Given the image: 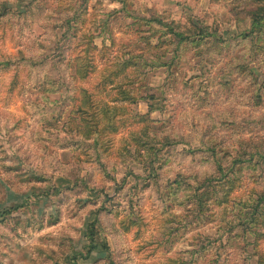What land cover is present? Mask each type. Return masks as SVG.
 Wrapping results in <instances>:
<instances>
[{
  "label": "rangeland",
  "instance_id": "rangeland-1",
  "mask_svg": "<svg viewBox=\"0 0 264 264\" xmlns=\"http://www.w3.org/2000/svg\"><path fill=\"white\" fill-rule=\"evenodd\" d=\"M263 195L264 0H0V264H264Z\"/></svg>",
  "mask_w": 264,
  "mask_h": 264
},
{
  "label": "trees",
  "instance_id": "trees-1",
  "mask_svg": "<svg viewBox=\"0 0 264 264\" xmlns=\"http://www.w3.org/2000/svg\"><path fill=\"white\" fill-rule=\"evenodd\" d=\"M158 23L161 24V25H164L166 27H169L170 28V32H172L175 37L179 38L180 41H185L188 37L184 34V32H180V31H176L174 26L171 24V23H167L166 21L162 20V19H157ZM84 76H86V74H84ZM219 169L221 172H224L223 170V167L221 165H219ZM260 201H264V195L260 197ZM259 201V204H258V207H261V203ZM258 209V208H257ZM93 240V239H92ZM97 245H94L92 247V250L97 248L96 247Z\"/></svg>",
  "mask_w": 264,
  "mask_h": 264
}]
</instances>
